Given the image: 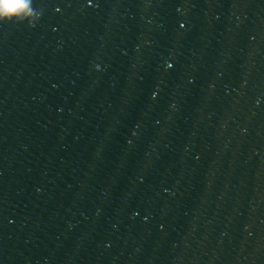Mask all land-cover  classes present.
<instances>
[{
    "label": "water",
    "instance_id": "water-1",
    "mask_svg": "<svg viewBox=\"0 0 264 264\" xmlns=\"http://www.w3.org/2000/svg\"><path fill=\"white\" fill-rule=\"evenodd\" d=\"M32 6L0 23V264H264V0Z\"/></svg>",
    "mask_w": 264,
    "mask_h": 264
},
{
    "label": "clouds",
    "instance_id": "clouds-1",
    "mask_svg": "<svg viewBox=\"0 0 264 264\" xmlns=\"http://www.w3.org/2000/svg\"><path fill=\"white\" fill-rule=\"evenodd\" d=\"M32 4L33 0H0V23L29 19L34 14Z\"/></svg>",
    "mask_w": 264,
    "mask_h": 264
}]
</instances>
